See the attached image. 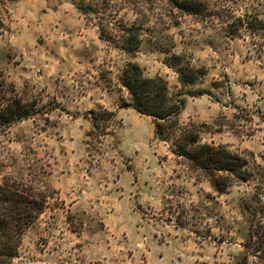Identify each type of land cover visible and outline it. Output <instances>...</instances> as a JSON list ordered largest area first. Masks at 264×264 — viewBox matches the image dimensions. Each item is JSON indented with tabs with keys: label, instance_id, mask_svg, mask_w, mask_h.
Listing matches in <instances>:
<instances>
[{
	"label": "rangeland",
	"instance_id": "obj_1",
	"mask_svg": "<svg viewBox=\"0 0 264 264\" xmlns=\"http://www.w3.org/2000/svg\"><path fill=\"white\" fill-rule=\"evenodd\" d=\"M102 1L0 0V87L31 113L0 124V183L25 182L47 205L13 264H243L263 172L218 193L175 155L153 118L127 105L129 59L100 38L95 16L143 23L132 63L185 99L180 124L260 165L264 33L232 36L167 0ZM236 3L264 21V0ZM99 107L113 114L94 124Z\"/></svg>",
	"mask_w": 264,
	"mask_h": 264
},
{
	"label": "trees",
	"instance_id": "obj_2",
	"mask_svg": "<svg viewBox=\"0 0 264 264\" xmlns=\"http://www.w3.org/2000/svg\"><path fill=\"white\" fill-rule=\"evenodd\" d=\"M112 1L115 0H103L100 8L103 5L108 7ZM167 1L188 14L219 20L227 26V32L232 36L238 35L242 29L254 35L264 33V21L250 9L241 12L236 0ZM89 5L82 1L80 9L84 14H90V11L97 14L99 10H93V6ZM95 17L100 38L113 43L129 59L120 75L122 86L129 92L130 102L127 105L153 118L156 136L164 141H172L171 149L175 155L184 158L193 169L205 172L218 193H224L236 182L249 181L255 176L257 168V173L260 175L262 171L264 175V164L251 163L247 156L226 146L203 143L197 125L180 124L178 116L185 99L180 98L179 93H173L165 79L147 77L139 65L132 63L141 49L143 23L136 18L132 21L118 20L115 24L105 22L104 17ZM193 71L189 69L184 72L186 81L194 80L190 76ZM10 97L0 87V124H10L31 114L28 110L22 112L19 101ZM112 114L102 107L92 110L93 123L99 124ZM254 201L262 203L261 208L258 207L261 215L258 216V210L252 207L253 220L244 245L246 257L243 264H249L250 258L264 264V201ZM46 207V196L35 192L31 185L8 179L0 183V264H13L20 254L24 233L40 218ZM256 215L257 219L254 220Z\"/></svg>",
	"mask_w": 264,
	"mask_h": 264
}]
</instances>
